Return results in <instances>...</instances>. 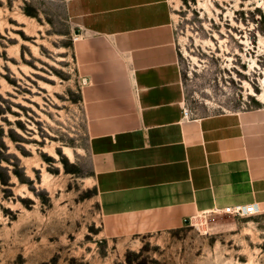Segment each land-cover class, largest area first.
Wrapping results in <instances>:
<instances>
[{
    "label": "rangeland",
    "instance_id": "obj_1",
    "mask_svg": "<svg viewBox=\"0 0 264 264\" xmlns=\"http://www.w3.org/2000/svg\"><path fill=\"white\" fill-rule=\"evenodd\" d=\"M69 1L0 0V264H264V206L138 230L98 193ZM168 1L187 118L264 107V0Z\"/></svg>",
    "mask_w": 264,
    "mask_h": 264
},
{
    "label": "crops",
    "instance_id": "obj_2",
    "mask_svg": "<svg viewBox=\"0 0 264 264\" xmlns=\"http://www.w3.org/2000/svg\"><path fill=\"white\" fill-rule=\"evenodd\" d=\"M69 14L88 34L77 44L89 61L82 79L106 84L85 97L100 195L115 194L138 230L235 203L264 206V107L183 116L168 0H72Z\"/></svg>",
    "mask_w": 264,
    "mask_h": 264
},
{
    "label": "built area",
    "instance_id": "obj_3",
    "mask_svg": "<svg viewBox=\"0 0 264 264\" xmlns=\"http://www.w3.org/2000/svg\"><path fill=\"white\" fill-rule=\"evenodd\" d=\"M182 113L184 117H189L191 114L190 110L188 108H182ZM259 210V207L256 203H235L226 205L222 208V211L230 213L235 216H245L250 215L253 213H257Z\"/></svg>",
    "mask_w": 264,
    "mask_h": 264
},
{
    "label": "water",
    "instance_id": "obj_4",
    "mask_svg": "<svg viewBox=\"0 0 264 264\" xmlns=\"http://www.w3.org/2000/svg\"><path fill=\"white\" fill-rule=\"evenodd\" d=\"M82 81H84V82H85V79H82Z\"/></svg>",
    "mask_w": 264,
    "mask_h": 264
}]
</instances>
